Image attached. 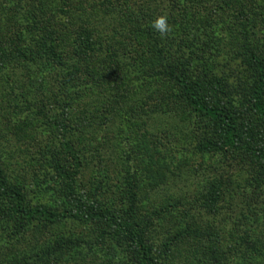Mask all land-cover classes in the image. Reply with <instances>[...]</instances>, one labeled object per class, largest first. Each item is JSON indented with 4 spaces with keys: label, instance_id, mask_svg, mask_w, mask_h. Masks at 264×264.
<instances>
[{
    "label": "trees",
    "instance_id": "obj_1",
    "mask_svg": "<svg viewBox=\"0 0 264 264\" xmlns=\"http://www.w3.org/2000/svg\"><path fill=\"white\" fill-rule=\"evenodd\" d=\"M166 111L181 163L151 131ZM98 127L115 177L89 165ZM182 168L147 208L141 172ZM0 264H264V0H0Z\"/></svg>",
    "mask_w": 264,
    "mask_h": 264
},
{
    "label": "rangeland",
    "instance_id": "obj_2",
    "mask_svg": "<svg viewBox=\"0 0 264 264\" xmlns=\"http://www.w3.org/2000/svg\"><path fill=\"white\" fill-rule=\"evenodd\" d=\"M146 110L152 111V106L148 107ZM154 123H152L151 131L155 134L158 131V148L161 151V155L166 157L167 163L171 161L178 162V160L184 162L183 156L181 155L182 144L185 143V131L186 125L178 120L177 116L169 111L165 113L160 112L155 115ZM177 128V129H174ZM91 130V129H90ZM95 134H93V140L91 139V135L89 140L93 142V145L90 147L88 151L89 165L93 170H106L112 177H115L118 172V167L116 161L111 157L110 154L113 149L109 147L110 145L115 146L117 144V140H119L118 135H116L113 131L102 130L101 127H98L94 130ZM168 133L167 135L164 133ZM98 137V138H97ZM106 140V141H105ZM29 141H26L25 147L29 146ZM27 161L34 160V156L29 153L27 156ZM190 157V155H189ZM147 160V158L145 159ZM187 160V159H186ZM162 161V162H163ZM190 166L188 168H196L199 167L200 160L199 158L192 157L189 160ZM35 169H38V165H34ZM200 168V167H199ZM193 169V170H194ZM185 173V174H184ZM187 169L182 168L181 177L172 176L169 173L166 177L167 179L159 184V181H154L149 176V173L142 171V193L140 194V199L146 204V207L157 206V209H160V204H173L179 197L182 198V188L184 190L188 188L189 185H192L193 180H184L183 175L188 177ZM197 184L199 182H196ZM177 204V203H176ZM183 208L181 206L168 208L161 213H164L163 227L168 234L172 231V228L178 225L179 222H183ZM30 243H32L33 237H29Z\"/></svg>",
    "mask_w": 264,
    "mask_h": 264
},
{
    "label": "clouds",
    "instance_id": "obj_3",
    "mask_svg": "<svg viewBox=\"0 0 264 264\" xmlns=\"http://www.w3.org/2000/svg\"><path fill=\"white\" fill-rule=\"evenodd\" d=\"M152 27L156 32L160 33L161 36H165L170 31L167 16L156 18L152 23Z\"/></svg>",
    "mask_w": 264,
    "mask_h": 264
}]
</instances>
